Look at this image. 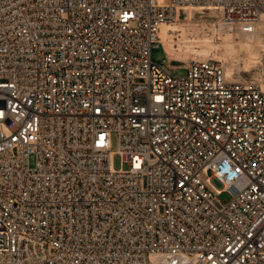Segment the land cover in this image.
Masks as SVG:
<instances>
[{
  "label": "built area",
  "instance_id": "built-area-1",
  "mask_svg": "<svg viewBox=\"0 0 264 264\" xmlns=\"http://www.w3.org/2000/svg\"><path fill=\"white\" fill-rule=\"evenodd\" d=\"M194 5L263 31L264 0H0V264H264V87L172 64Z\"/></svg>",
  "mask_w": 264,
  "mask_h": 264
},
{
  "label": "bare ground",
  "instance_id": "bare-ground-1",
  "mask_svg": "<svg viewBox=\"0 0 264 264\" xmlns=\"http://www.w3.org/2000/svg\"><path fill=\"white\" fill-rule=\"evenodd\" d=\"M159 1V0H158ZM167 1V0H166ZM165 1V2H166ZM159 1V3H165ZM184 10L180 12L179 16L175 18L174 21L163 23L159 30L160 41L162 44V48L164 50L165 55H167L172 61H178L182 64H186L189 62V57L193 56L192 59H196L198 56H203L204 58L212 51L213 48L218 45H222L224 51L221 53L215 52L213 54L214 58L224 65L226 73L230 74L234 72V68L237 66L232 63L233 61L238 60L237 51L238 49H244V52H247V56L244 58V70L251 71L253 68H256L257 63H262L264 66V53L261 56V51L258 53V49L253 45L251 40L246 41L244 43L239 44V48H235L233 44V35L234 31L241 33L238 29L223 26L216 19V11L211 6H203V5H194L192 7H184ZM209 10L212 14L210 17H213L209 22H196L193 17L196 12ZM185 12L186 16H184L185 21H180L181 13ZM216 19V20H215ZM200 25V26H199ZM260 26L264 31V17L261 18ZM205 30L208 29L210 32L214 34V32L223 30L224 35L222 36V40L218 45L213 43L212 36H207L203 34L202 36H198L195 32L199 29ZM202 30V31H203ZM217 34V33H216ZM244 37L251 38L253 37L255 40L258 39L257 34L247 35L243 34ZM221 35V34H220ZM240 39V38H239ZM242 39V38H241ZM244 39V38H243ZM246 40V39H244ZM237 42V41H236ZM242 42V41H241ZM256 42V41H255ZM261 46V49L264 50V42H258ZM262 57V58H261ZM237 58V59H236ZM235 63V62H234ZM262 66V67H263ZM238 69V68H237ZM264 69V68H263ZM261 85L264 87V75L257 72L256 77Z\"/></svg>",
  "mask_w": 264,
  "mask_h": 264
},
{
  "label": "rangeland",
  "instance_id": "rangeland-1",
  "mask_svg": "<svg viewBox=\"0 0 264 264\" xmlns=\"http://www.w3.org/2000/svg\"><path fill=\"white\" fill-rule=\"evenodd\" d=\"M159 1H161V2H165L166 0H159ZM212 14L210 13V11L209 10H203V11H199V12H196L195 13V15H194V17H193V19L196 21V22H200V23H202V22H209V20H211L213 17H210ZM184 16H186V13L185 12H183V13H181V18L179 19L180 21H185L183 18H184ZM216 19L218 20V17L216 16ZM215 19V20H216ZM200 26V25H199ZM204 29V28H203ZM203 29H200V27H199V29L195 32V34H197L198 36H202L203 34H205V35H207V36H212L213 38H212V40H213V43L214 44H216V45H218V43L220 44V42H221V40H222V36L224 35V33H223V30H220V32L219 31H216V32H214V34L212 33V31L210 32V30H208V29H206L205 28V30H203ZM203 30V31H202ZM235 33H234V35H233V44L235 45V48H239V44L240 43H244V42H246V41H249V40H251V42H252V44L253 45H256L255 47L258 49V53L261 51V53H259V54H261V56H263V53H264V50H262L261 49V46L259 47L258 45H260V43H258V42H264V31H262V32H260V33H258L257 34V36H258V39L256 38V40L253 38V37H249V38H247V37H244V35H242L241 33H239V32H237V31H234ZM217 33V34H216ZM221 34V35H220ZM240 38V39H239ZM242 38V39H241ZM246 39V40H244V39ZM247 39H249V40H247ZM237 41V42H236ZM242 41V42H241ZM256 41V42H255ZM224 51V48L222 47V45L220 44V45H218L217 47H215V48H213L212 49V51L211 52H209V54L204 58L203 56H198L196 59H206V58H213L214 56H213V54L215 53V52H217V53H221V52H223ZM237 58H238V60H236V61H233L232 63L234 64V67H235V65L237 66V68L235 67L234 68V73H239L241 76H245V77H248V78H250V77H254V79H257L258 80V78H255L256 77V74H257V72L258 73H260L261 72V74L262 75H264V66H263V64L262 63H257V67L256 68H253L251 71H245L244 70V58L247 56V52L245 51L244 52V49H241V50H239L238 49V51H237ZM153 58L154 59H156V60H160L161 58H163L164 57V53L162 52V50L161 49H157V50H154L153 51ZM193 58V56H191V57H189L188 59H189V61L191 60ZM214 58H216V57H214ZM236 58V59H237ZM262 58V57H261ZM195 59V58H194ZM235 62V63H234ZM263 62H264V59H263ZM172 64H174V65H182V63L181 62H178V61H172ZM185 64V63H184ZM263 66V67H262ZM185 72V70L184 69H179L178 71H177V73H184ZM115 146H116V144H115V140L113 139V142H112V148L113 149H115ZM29 164H30V166L32 167L33 165H34V158L33 157H30V159H29ZM118 164H119V161H118V158H116L115 159V166L117 167L118 166ZM230 197V195L227 193V192H224V193H222L221 195H220V198L221 199H228Z\"/></svg>",
  "mask_w": 264,
  "mask_h": 264
}]
</instances>
